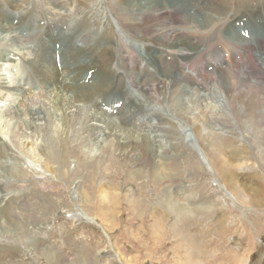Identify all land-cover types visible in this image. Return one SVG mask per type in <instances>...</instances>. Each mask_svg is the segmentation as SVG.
Wrapping results in <instances>:
<instances>
[{
	"label": "rangeland",
	"instance_id": "obj_1",
	"mask_svg": "<svg viewBox=\"0 0 264 264\" xmlns=\"http://www.w3.org/2000/svg\"><path fill=\"white\" fill-rule=\"evenodd\" d=\"M129 1L0 0V28L13 24V28L28 30L26 41L22 38L8 47V58L14 56L10 53L13 48L26 49L35 44L32 53L48 49L32 37L45 29L57 41L48 50L52 56L74 37H83L88 29L97 35L104 32L111 39L107 44L110 48L113 41L120 45L115 37L119 33L122 40H127L121 24L128 23L122 9ZM200 1L193 4L200 9H221L220 14L206 9L198 16L200 24L210 23V16L216 20V28L208 33L215 40L209 48L210 56L195 61V67L206 70L205 63L221 54L219 39L228 38L230 31L224 28L241 16L247 1ZM14 12V21H8ZM163 16L171 23L153 19L150 24L168 25L171 35L173 26L184 23L181 10ZM70 25L73 34L63 35ZM236 32L241 35L245 31ZM229 63L238 66L234 49ZM54 66L60 68L57 63ZM4 67V71L11 69L8 64ZM255 92L256 103L262 102L256 106L258 110L264 107V95L259 89ZM111 98L126 101V94L116 91ZM220 105H198V140L186 123L170 119L174 128L167 125L168 134L162 142L175 140L171 143L175 161L170 160L169 166L176 164L179 171L163 169L167 178L163 184L135 178L123 163L127 159L107 165L110 171L98 169L96 175L101 163L87 165L74 141L68 144L75 150L65 157L68 167L65 164L51 173L44 167V157L36 155L40 154L38 149L32 151L26 143L13 145L11 126L0 117L2 143L14 151L12 155L6 151L0 155V264H264V119ZM102 109L113 115L117 108L111 104ZM215 117L219 118L217 122L213 121ZM177 133L179 137L174 136ZM56 135L52 132L54 139ZM36 144L45 147L49 141L38 139ZM219 163L227 166V173L218 171ZM100 179L106 187L94 186ZM78 181L82 184L75 188L73 183ZM90 181L92 186L88 185ZM110 192L112 201H99Z\"/></svg>",
	"mask_w": 264,
	"mask_h": 264
},
{
	"label": "bare ground",
	"instance_id": "obj_2",
	"mask_svg": "<svg viewBox=\"0 0 264 264\" xmlns=\"http://www.w3.org/2000/svg\"><path fill=\"white\" fill-rule=\"evenodd\" d=\"M246 1L241 16L229 21V26L224 28L230 31L227 37L232 41L228 43L225 37L219 39L217 48L221 49V54L205 63L206 70L195 67V61L210 56L209 48L215 40L208 33L216 28V20L210 16V23L200 24L198 16L207 8L200 9L197 3L193 4L194 0L129 1L122 9L128 23L121 24L128 34L127 40H122V35L117 33L115 38L121 44L116 45L112 39L113 48L107 45L111 39L104 32L97 35L88 29L83 37H74L52 56L48 50L57 41L50 37L51 31L45 29L32 37L49 46L48 49L32 53L35 44L26 49L13 48L10 53L14 56L8 58V47L22 38L26 41L28 30L20 26L13 28V24L0 28V66H11L8 71L0 67V96L3 97L0 117L11 126V142L14 146L26 143L32 151L38 149L40 154L36 155L44 157V167L51 173L65 164L68 167L65 157L74 153L68 146L74 141L87 165L101 163L102 167L95 169L96 175L98 169L108 171L114 163L127 159L123 163L138 180L165 183L166 167L179 171L176 164L169 166L170 160L175 161L171 154V143L175 140L170 143L167 138L168 141L162 142L168 134L167 125L174 128L171 118L186 123L197 140V134L201 138L196 128L197 107L202 102L219 103L241 115L248 111L264 119V107L256 110L262 102L256 103L255 99L257 89L264 95V0ZM249 2L255 3L249 5ZM238 6L235 4L236 8ZM177 10H181L184 23L180 21L182 25L173 26L171 35L165 25L171 22L163 15ZM206 11L221 13L218 8ZM14 14L8 21H14ZM153 19L165 24L151 25ZM241 30L248 32V38L236 32ZM15 32H19V37ZM72 34L71 25L68 31L63 30V35ZM232 48L238 64L235 68L229 63ZM55 63L60 68L55 67ZM117 70H120L119 75H116ZM116 91L124 92L126 101L111 98ZM118 103H121L119 107ZM111 104L117 108L113 115L102 109ZM218 120V117L213 118L214 122ZM54 131L56 139L52 137ZM174 136L179 137V133ZM38 139L49 141V145L38 148ZM173 145L178 146V143ZM4 151L10 155L14 152L0 137V155ZM50 163L55 167L49 168ZM218 167V171L227 173L225 164ZM78 184L82 181L73 183L75 188ZM88 185L92 186L91 181ZM96 185L106 184L100 179L94 182ZM111 193H104L99 201H112Z\"/></svg>",
	"mask_w": 264,
	"mask_h": 264
},
{
	"label": "clouds",
	"instance_id": "obj_3",
	"mask_svg": "<svg viewBox=\"0 0 264 264\" xmlns=\"http://www.w3.org/2000/svg\"><path fill=\"white\" fill-rule=\"evenodd\" d=\"M119 107V106H118Z\"/></svg>",
	"mask_w": 264,
	"mask_h": 264
}]
</instances>
